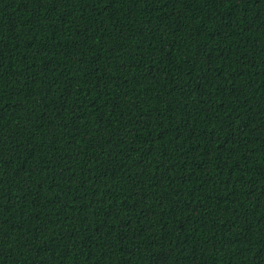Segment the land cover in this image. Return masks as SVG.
<instances>
[{
	"label": "trees",
	"instance_id": "obj_1",
	"mask_svg": "<svg viewBox=\"0 0 264 264\" xmlns=\"http://www.w3.org/2000/svg\"><path fill=\"white\" fill-rule=\"evenodd\" d=\"M0 264H264V0H0Z\"/></svg>",
	"mask_w": 264,
	"mask_h": 264
}]
</instances>
